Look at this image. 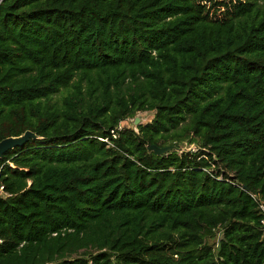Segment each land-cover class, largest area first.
I'll return each mask as SVG.
<instances>
[{"label": "trees", "instance_id": "1", "mask_svg": "<svg viewBox=\"0 0 264 264\" xmlns=\"http://www.w3.org/2000/svg\"><path fill=\"white\" fill-rule=\"evenodd\" d=\"M26 130L0 264H264V0H0V140Z\"/></svg>", "mask_w": 264, "mask_h": 264}, {"label": "water", "instance_id": "2", "mask_svg": "<svg viewBox=\"0 0 264 264\" xmlns=\"http://www.w3.org/2000/svg\"><path fill=\"white\" fill-rule=\"evenodd\" d=\"M139 116L135 117V123L139 124ZM30 138H38V136L31 130H26L22 134L17 136H8L0 140V158L8 150L22 146ZM176 149V145L169 144L165 146H159L156 144L147 145L148 151H153L156 155H163Z\"/></svg>", "mask_w": 264, "mask_h": 264}, {"label": "rangeland", "instance_id": "3", "mask_svg": "<svg viewBox=\"0 0 264 264\" xmlns=\"http://www.w3.org/2000/svg\"><path fill=\"white\" fill-rule=\"evenodd\" d=\"M154 112L153 111H147V112H139L137 113L134 117H130L127 118L124 122L121 123V126H129L131 128H135V130H137V124L135 123V117L139 116V123L140 124H145L147 122H149L152 117H153ZM176 146L175 151L177 152H181V151H188V150H195L196 149V145L194 143H188L187 141H182L180 143L179 148Z\"/></svg>", "mask_w": 264, "mask_h": 264}, {"label": "built area", "instance_id": "4", "mask_svg": "<svg viewBox=\"0 0 264 264\" xmlns=\"http://www.w3.org/2000/svg\"><path fill=\"white\" fill-rule=\"evenodd\" d=\"M3 189V186H0V190ZM260 208L262 209V211L264 212V205L260 204ZM1 241V240H0Z\"/></svg>", "mask_w": 264, "mask_h": 264}]
</instances>
